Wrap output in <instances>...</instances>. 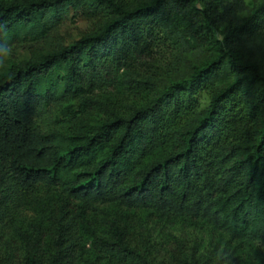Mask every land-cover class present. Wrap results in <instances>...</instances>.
Segmentation results:
<instances>
[{"label":"trees","instance_id":"obj_1","mask_svg":"<svg viewBox=\"0 0 264 264\" xmlns=\"http://www.w3.org/2000/svg\"><path fill=\"white\" fill-rule=\"evenodd\" d=\"M0 264H264V0H0Z\"/></svg>","mask_w":264,"mask_h":264},{"label":"rangeland","instance_id":"obj_2","mask_svg":"<svg viewBox=\"0 0 264 264\" xmlns=\"http://www.w3.org/2000/svg\"><path fill=\"white\" fill-rule=\"evenodd\" d=\"M252 0H247V3H251ZM88 24L84 22H67L58 33L56 39L58 41L71 42L74 39H78L82 34L87 32ZM26 216H31V212L27 211Z\"/></svg>","mask_w":264,"mask_h":264}]
</instances>
